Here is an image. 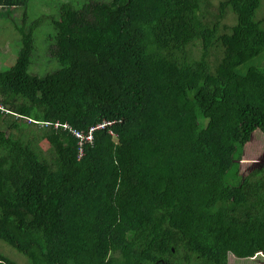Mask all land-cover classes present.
<instances>
[{"label": "trees", "instance_id": "obj_1", "mask_svg": "<svg viewBox=\"0 0 264 264\" xmlns=\"http://www.w3.org/2000/svg\"><path fill=\"white\" fill-rule=\"evenodd\" d=\"M30 1L0 0L23 10L0 70V240L30 264L264 254V167L241 170L264 134V57L240 69L264 53V0H65L43 74Z\"/></svg>", "mask_w": 264, "mask_h": 264}, {"label": "rangeland", "instance_id": "obj_2", "mask_svg": "<svg viewBox=\"0 0 264 264\" xmlns=\"http://www.w3.org/2000/svg\"><path fill=\"white\" fill-rule=\"evenodd\" d=\"M109 2L111 0H102ZM28 9L29 22H32L38 17H47L50 14H54L55 7L57 6L56 19L59 17L58 7L61 3L67 2L65 0H31ZM14 21L10 18V15H4L0 18V70H7L13 66L18 58L19 51L21 49V35L15 29L14 24L22 23V9H14ZM258 19L264 20V2L261 10L258 11ZM1 15V12H0ZM51 18L47 17L45 22L34 33L36 54L32 63L31 72L34 74H43L46 71L52 70L55 66L45 50L50 46H46V41L49 39V35L54 33L52 24L50 25ZM232 25L234 23L233 18L225 20L223 24ZM50 44V43H49ZM264 57V53L247 64L241 66V70H246L250 65H258ZM214 60V57H212ZM30 71V70H29ZM10 119V118H9ZM115 138V137H114ZM117 141V140H115ZM44 149L46 146L44 145ZM254 166L255 168L264 167V134L257 130L254 133L253 139L246 144L245 153L241 161V170H245L247 167ZM0 253L10 258L17 264H30L25 256L19 254L13 248L6 245L0 240ZM229 264H264V254H258L254 258L238 259L233 255H229Z\"/></svg>", "mask_w": 264, "mask_h": 264}, {"label": "built area", "instance_id": "obj_3", "mask_svg": "<svg viewBox=\"0 0 264 264\" xmlns=\"http://www.w3.org/2000/svg\"><path fill=\"white\" fill-rule=\"evenodd\" d=\"M110 122H105L102 124H97L96 126L90 127L87 135L83 134V133H76L77 137L80 138L81 141L85 140V141H92L93 140V133L98 130V129H104L107 125H109ZM58 127V125H57ZM68 127V126H65Z\"/></svg>", "mask_w": 264, "mask_h": 264}, {"label": "crops", "instance_id": "obj_4", "mask_svg": "<svg viewBox=\"0 0 264 264\" xmlns=\"http://www.w3.org/2000/svg\"><path fill=\"white\" fill-rule=\"evenodd\" d=\"M16 8L17 9H22L21 7L16 6V7L12 8L11 10H9V8H5V7H3V6L0 5V12H1L0 18L4 17V15H7V14L10 13L11 14L10 15V18L13 19V20H15L14 19V13H13V11H14V9L16 10ZM22 14H23V10H22ZM3 256H5V255H3ZM5 258H7L8 260L10 259V258H8L6 256H5ZM0 264H8V263L0 262ZM10 264H12V263L10 262ZM15 264H17V263H15Z\"/></svg>", "mask_w": 264, "mask_h": 264}]
</instances>
